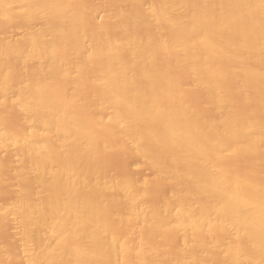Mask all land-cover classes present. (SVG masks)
Masks as SVG:
<instances>
[{
	"label": "bare ground",
	"instance_id": "bare-ground-1",
	"mask_svg": "<svg viewBox=\"0 0 264 264\" xmlns=\"http://www.w3.org/2000/svg\"><path fill=\"white\" fill-rule=\"evenodd\" d=\"M94 1L0 0V264H264V0Z\"/></svg>",
	"mask_w": 264,
	"mask_h": 264
},
{
	"label": "rangeland",
	"instance_id": "rangeland-1",
	"mask_svg": "<svg viewBox=\"0 0 264 264\" xmlns=\"http://www.w3.org/2000/svg\"><path fill=\"white\" fill-rule=\"evenodd\" d=\"M86 1H89V2H93V0H86ZM99 1V0H98ZM97 0H95L94 2L95 3H99ZM110 1V0H109ZM109 1H107V0H101V2H100V4H102V3H105V2H109ZM143 1V0H142ZM144 2V3H143ZM142 2V6H144V7H146L148 4H149V2H148V0H144ZM146 3H148V4H146ZM145 4V5H144ZM105 9H102L101 11H99L98 12V14H97V20H99V21H104L105 20V16L107 15V14H105V13H107V11L105 10ZM105 22V21H104ZM109 23L107 24L106 22H105V24H106V27H110L109 29H111V27L113 26V24L110 22V21H108ZM39 22H33L31 25H30V28H32V30H35V28L38 26L39 28H40V26H41V24L39 23ZM111 23V25H109ZM6 25H8V27L7 26H5V25H3V26H1L0 27V36H2L3 35V37H1V38H4V39H7V40H9V41H12V40H15V39H17V38H19V36H21V35H23L26 31H27V29L29 28V27H25L24 25H16V24H6ZM109 25V26H108ZM35 26V27H34ZM36 28L37 30L39 29V28ZM37 30H35V31H37ZM112 30V29H111ZM110 31V30H109ZM6 107H8V106H6ZM10 107V106H9ZM0 108H2V106H0ZM10 108H12V107H10ZM9 108V109H10ZM5 109H7V108H5ZM8 109V110H9ZM12 109L14 110V111H12ZM11 109V113L12 112H14V113H16L15 115L17 116V117H19V119H20V115L18 114V112H17V110L15 111V109L14 108H12ZM4 110V109H0V112L2 113V114H5L4 112H2V111ZM7 110V111H8ZM0 113V121L3 119V115ZM9 113V112H8ZM8 113H7V115H8ZM10 113V114H11ZM10 114H9V118H10V120H11V118L12 119H14L13 117H11L10 116ZM7 115H5V116H7ZM3 116V117H2ZM17 117H15V121H16V124H17V121L19 122L20 120L19 119H17ZM8 118V119H9ZM17 119V120H16ZM2 121H6V117L2 120ZM1 121V122H2ZM5 123H7V125H11V123H12V125L11 126H13L14 125V120L13 121H9V123H8V120H7V122H5ZM15 126V125H14ZM123 149V148H122ZM119 150V148H115V150H117V153L119 152V154H117L116 152H115V150L114 149H112V150H114V151H112V150H109V151H112V153L111 152H108V153H111V154H108L106 151L104 152V153H102V155H103V161H105V157H106V162H108V157L110 158V160L109 161H111V162H108V163H111L109 166L107 165V167H109V168H107V169H109V171L110 172H108V171H106V172H108V173H110V175L111 174H117V173H120V171H121V175H125L127 172H125V174H124V171L125 170H127V168L128 169H130L129 171L130 172H132V171H134L135 173L134 174H132L131 175V173H129L130 174V176H133L134 175V177L135 178H138L136 175L137 174H139L140 173V175L142 176V177H146V178H150V177H152L153 175V172L148 168V167H146V166H144V164H142V163H140V160L135 156V154L132 152V151H130L129 149H123V150ZM121 151H123L122 153H121ZM114 152L116 153V154H114ZM124 152H125V154H124ZM105 154H106V156H105ZM114 154V155H113ZM121 154V155H120ZM127 154V155H126ZM8 155V152H6L5 153V151H0V160L2 161V160H4L5 159V157L4 156H7ZM112 155L114 156V157H112ZM118 155V156H117ZM2 156V157H1ZM117 156V157H116ZM3 158V159H2ZM115 159V160H114ZM133 159V160H132ZM13 161V165L16 167V164H19V161H18V158L17 157H13V159H12ZM16 160V161H15ZM132 162H133V164H132ZM16 163V164H15ZM104 164H106L105 162H103ZM129 163L131 164V165H133V167L131 166V165H129ZM134 165H136V166H134ZM18 166V165H17ZM106 165H104V167H105ZM144 167V168H143ZM123 168L125 169V170H123ZM135 168V169H134ZM105 169H106V167H105ZM131 169H133L132 171H131ZM139 171H138V170ZM123 170V171H122ZM137 172H136V171ZM6 171H8V172H5L6 174L4 175V176H6V178H5V182H8V183H10L9 184V186H8V184L6 183H4V182H2L1 184H3L4 183V186H3V188L5 187V185H7L6 187L7 188H5V189H3L2 190V186H0V205H2V204H4L5 203V201L7 200V197H10V198H13L14 199V192H15V190H14V188L16 187L14 184H12L10 181L12 180V178H13V173L11 172L12 170H11V168L10 169H6ZM128 171V172H129ZM3 172V173H4ZM7 173H8V175H7ZM9 173H12V174H9ZM137 173V174H136ZM119 174V175H120ZM127 175H128V173H127ZM139 175V176H140ZM142 177H139V179H141ZM138 179V180H139ZM144 179V178H143ZM142 180V179H141ZM11 186V187H10ZM11 194V195H10ZM13 195V196H12ZM10 198H9V201H11L10 200ZM12 199V200H13ZM8 200L6 201V202H9ZM2 221H4V223H6V222H8L9 221V219L7 220L6 219V222H5V219L4 220H0V222L1 223H3ZM11 222V221H10ZM13 223V224H12ZM12 223H8L9 224V226H7L6 224H4V226H2V224H1V228H0V244L1 243H5L4 245H6L7 244V242H8V245L9 244H11L10 243V241H13V240H11L10 238H12V234L14 235V233L16 232L15 230H17L18 229V225L19 224H17V222L16 221H13ZM17 224V225H16ZM6 225V226H5ZM11 225V226H10ZM14 226H16V228L14 227ZM12 227V228H11ZM13 227H14V229H13ZM12 229V230H11ZM15 232H14V231ZM11 232H13V233H11ZM11 236V237H10ZM15 237L13 238L14 240L17 238V235H16V233H15V235H14ZM17 241H18V239H16ZM17 241H14V242H16V244L13 242V246H14V244H15V248H17V245H18V242ZM3 245V246H4ZM8 245H6V246H4V247H7ZM2 246V247H3ZM11 246H9V247H7V248H10ZM6 248V249H7ZM13 248V247H12ZM15 248H13V250H14V252L16 253L18 250H15ZM11 249V248H10ZM10 249H8V250H10ZM10 253H11V251H9ZM13 252V253H14ZM19 252V251H18ZM13 253H11V255H15V253L13 254ZM17 255L18 254H20V253H16ZM13 258H14V256H12V260L9 262L10 264H15V263H19L20 264V262L22 261V264H25V262L22 260V259H20L19 257H17V258H19L18 260L20 261V262H17L18 260L16 259V261H15V258H14V261H13ZM7 262V264H9Z\"/></svg>",
	"mask_w": 264,
	"mask_h": 264
}]
</instances>
